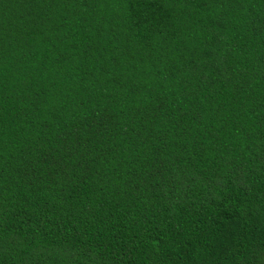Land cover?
<instances>
[{"label": "trees", "instance_id": "16d2710c", "mask_svg": "<svg viewBox=\"0 0 264 264\" xmlns=\"http://www.w3.org/2000/svg\"><path fill=\"white\" fill-rule=\"evenodd\" d=\"M0 264H264V0H0Z\"/></svg>", "mask_w": 264, "mask_h": 264}]
</instances>
